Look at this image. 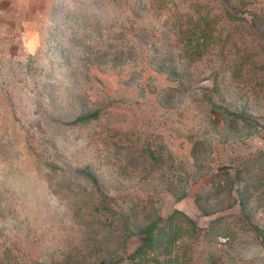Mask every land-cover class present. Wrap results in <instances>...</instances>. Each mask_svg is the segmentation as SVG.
I'll use <instances>...</instances> for the list:
<instances>
[{
	"label": "rangeland",
	"instance_id": "1",
	"mask_svg": "<svg viewBox=\"0 0 264 264\" xmlns=\"http://www.w3.org/2000/svg\"><path fill=\"white\" fill-rule=\"evenodd\" d=\"M0 164V264H257L264 0H0Z\"/></svg>",
	"mask_w": 264,
	"mask_h": 264
},
{
	"label": "clouds",
	"instance_id": "2",
	"mask_svg": "<svg viewBox=\"0 0 264 264\" xmlns=\"http://www.w3.org/2000/svg\"><path fill=\"white\" fill-rule=\"evenodd\" d=\"M3 169L4 165L0 164V183L4 181V175H3ZM243 258L246 261H257V264H259V261L261 259H264V246L261 245H253L249 247L244 253Z\"/></svg>",
	"mask_w": 264,
	"mask_h": 264
},
{
	"label": "trees",
	"instance_id": "3",
	"mask_svg": "<svg viewBox=\"0 0 264 264\" xmlns=\"http://www.w3.org/2000/svg\"><path fill=\"white\" fill-rule=\"evenodd\" d=\"M93 118H94L93 115L81 116L80 118H77L75 121H73L72 125L84 126Z\"/></svg>",
	"mask_w": 264,
	"mask_h": 264
}]
</instances>
